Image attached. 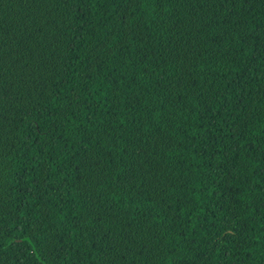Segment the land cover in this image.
<instances>
[{"label":"trees","instance_id":"16d2710c","mask_svg":"<svg viewBox=\"0 0 264 264\" xmlns=\"http://www.w3.org/2000/svg\"><path fill=\"white\" fill-rule=\"evenodd\" d=\"M0 264H264V0H0Z\"/></svg>","mask_w":264,"mask_h":264}]
</instances>
